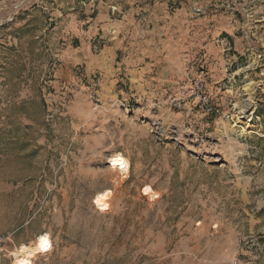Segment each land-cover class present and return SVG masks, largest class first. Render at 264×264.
I'll use <instances>...</instances> for the list:
<instances>
[{
	"label": "rangeland",
	"instance_id": "obj_1",
	"mask_svg": "<svg viewBox=\"0 0 264 264\" xmlns=\"http://www.w3.org/2000/svg\"><path fill=\"white\" fill-rule=\"evenodd\" d=\"M45 234L33 264H264V0H0V264Z\"/></svg>",
	"mask_w": 264,
	"mask_h": 264
},
{
	"label": "bare ground",
	"instance_id": "obj_2",
	"mask_svg": "<svg viewBox=\"0 0 264 264\" xmlns=\"http://www.w3.org/2000/svg\"><path fill=\"white\" fill-rule=\"evenodd\" d=\"M109 165L112 170L119 171L124 175L129 173L130 161L121 153H116L109 158ZM111 190L98 193L94 198L95 207L101 212H109L111 205L109 204ZM49 234L41 235L37 240V245L31 247L23 245L18 249L19 254L16 255L14 264H33L37 254L49 253L52 250V244L48 239Z\"/></svg>",
	"mask_w": 264,
	"mask_h": 264
},
{
	"label": "built area",
	"instance_id": "obj_3",
	"mask_svg": "<svg viewBox=\"0 0 264 264\" xmlns=\"http://www.w3.org/2000/svg\"><path fill=\"white\" fill-rule=\"evenodd\" d=\"M203 87L204 86H203L202 81L198 79L196 81L195 87L193 89V95H195L199 98V105L202 106V108L206 112H208L209 114H212V115L218 114L219 110L210 104V100H209L208 96H206L204 94Z\"/></svg>",
	"mask_w": 264,
	"mask_h": 264
}]
</instances>
